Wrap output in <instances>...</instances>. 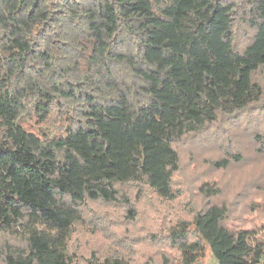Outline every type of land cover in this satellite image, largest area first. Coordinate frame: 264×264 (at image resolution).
<instances>
[{"label": "trees", "instance_id": "1", "mask_svg": "<svg viewBox=\"0 0 264 264\" xmlns=\"http://www.w3.org/2000/svg\"><path fill=\"white\" fill-rule=\"evenodd\" d=\"M263 74L264 0H0V264H264L225 203L130 229L142 195L178 198L176 143L261 104Z\"/></svg>", "mask_w": 264, "mask_h": 264}, {"label": "rangeland", "instance_id": "2", "mask_svg": "<svg viewBox=\"0 0 264 264\" xmlns=\"http://www.w3.org/2000/svg\"><path fill=\"white\" fill-rule=\"evenodd\" d=\"M235 31V47L244 52L257 27L238 21ZM259 80L264 86V74ZM263 146L264 100L239 119L221 117L182 137L176 143L181 165L174 185L178 198L168 203L151 192L142 195L138 220L130 224L132 233L146 234L156 223L189 216L191 209L216 202L228 205L231 225L264 234V153L259 150ZM225 159L230 161L227 166L222 165ZM197 264L217 263L207 249Z\"/></svg>", "mask_w": 264, "mask_h": 264}]
</instances>
